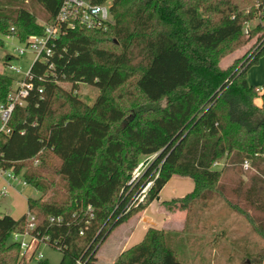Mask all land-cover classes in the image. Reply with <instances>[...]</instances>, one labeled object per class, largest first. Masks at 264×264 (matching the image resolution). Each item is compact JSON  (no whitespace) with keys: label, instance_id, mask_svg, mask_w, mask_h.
I'll use <instances>...</instances> for the list:
<instances>
[{"label":"trees","instance_id":"16d2710c","mask_svg":"<svg viewBox=\"0 0 264 264\" xmlns=\"http://www.w3.org/2000/svg\"><path fill=\"white\" fill-rule=\"evenodd\" d=\"M61 1L0 0L1 35L21 42L42 35L36 10L53 23ZM86 1H109L111 21L61 25L49 60L31 66L26 104L14 108L9 132L0 133V168L40 192L26 199L27 209L35 230L61 252L58 264H98L113 229L159 199L175 175L190 178L193 188L163 201L168 210L188 213L196 202L224 198L232 183L228 192L244 205H231L264 238V180L252 171L234 185L229 178L245 159L264 172V84L258 92L246 76L264 54V0ZM251 39L244 60L220 66ZM12 83L0 73V102ZM81 85L97 89L92 103L78 94ZM25 225L26 213L0 215V264H20L10 236ZM181 234L150 227L111 264H184ZM263 255L264 248L260 261Z\"/></svg>","mask_w":264,"mask_h":264},{"label":"rangeland","instance_id":"374dc122","mask_svg":"<svg viewBox=\"0 0 264 264\" xmlns=\"http://www.w3.org/2000/svg\"><path fill=\"white\" fill-rule=\"evenodd\" d=\"M36 14L38 23H45L43 12L40 9L36 10ZM256 22L257 19H252L249 22V26H254ZM1 39L0 71L4 70L2 62L6 54L16 57L12 59V64L20 67L22 71L27 70L33 60V54L27 51L24 55L19 56L17 48L23 47L24 44L15 36H1ZM251 42L252 39L247 44L240 46L237 50L225 56L220 61V66H227L235 58L244 60ZM4 72L10 75L13 80L19 79L22 74L10 72L7 69ZM246 76L249 83L257 87L263 85L264 54L249 68ZM64 86L66 85L64 84ZM78 94L86 102L92 103L97 94V89L91 85H81ZM153 157L152 155L145 158L141 169H144L147 161L152 160ZM222 163L223 161L221 160L214 167L219 168L222 166ZM261 165L264 168V162ZM251 171L256 172L264 180V172L254 170L252 167L244 168L242 164L238 165L234 172L229 174V178H231L234 185L238 178L247 180V176ZM1 176L0 173V186L4 183ZM17 179H23L22 175H17ZM173 180L168 187L169 190L175 188L174 184L177 181L176 179ZM8 182L10 187L8 188L7 195L0 200V215L8 211L20 217L28 211L26 199L28 197L36 198L40 195V192L33 186L29 184L21 185L14 179L9 178ZM229 184H226L224 198L215 196L204 203L196 202L188 213L185 210L188 219L186 215L184 229L177 231V229L173 228L172 232L176 231L186 236L182 238V243L178 245V256L184 264H264V255L261 261V257H259L260 252L264 248V238L255 230L249 219L232 206L233 204L244 205V203L228 192V186L232 183ZM246 209L249 215L253 217L257 216L248 208ZM117 236L116 233H113L107 244L102 247L100 258L102 263L107 264L111 257ZM38 251L42 254L41 259H47L51 264H58L61 258V252L47 243L41 244ZM37 260L38 256L35 253L34 257L27 264H35Z\"/></svg>","mask_w":264,"mask_h":264},{"label":"built area","instance_id":"2783aa9c","mask_svg":"<svg viewBox=\"0 0 264 264\" xmlns=\"http://www.w3.org/2000/svg\"><path fill=\"white\" fill-rule=\"evenodd\" d=\"M110 2H104L101 4H92L86 0H62L59 6L58 12L53 23H43L44 33L42 35H29L22 43L23 47L17 48L19 56L24 55L29 51L33 54V60L28 66L27 70L22 71L20 67L11 63L12 59L16 58L14 55L6 54L3 58L4 70L0 73L6 74L4 71L7 69L10 72L21 74L19 79L13 80L11 89L7 93L5 100L0 102V133L9 132L7 128V122L10 116L17 106H24L27 102L30 89L32 87L28 78L30 77L31 66L36 60L47 62L52 54L53 40L62 32L61 25L67 24L72 26L75 22L85 26L93 27L98 26L103 22L111 21ZM0 33V37H1ZM52 64H50L51 66ZM7 75V74H6ZM10 76V75H9ZM41 91V90H40ZM256 91H261V86L256 88ZM219 164L215 162L214 166ZM244 168L251 167L249 159H245L242 163ZM143 163H139L132 172L131 181L136 179L142 172L141 167ZM1 175L6 178L14 179L21 185H27L24 179H17V175L13 173L12 169H3L0 171ZM151 182H148L143 189H141L137 198L139 201L143 200L147 188ZM8 185L5 184L0 187V199L7 195ZM90 208V207H88ZM49 222H59L60 217L49 216ZM36 229V217L34 213L28 211L26 213V225L23 231L13 232L10 236V240L17 243L20 248V264L27 263L31 260L35 253H37L38 259L42 258V254L38 251L41 244L48 243L47 235H40ZM79 264H82L78 261Z\"/></svg>","mask_w":264,"mask_h":264},{"label":"crops","instance_id":"0c3cea01","mask_svg":"<svg viewBox=\"0 0 264 264\" xmlns=\"http://www.w3.org/2000/svg\"><path fill=\"white\" fill-rule=\"evenodd\" d=\"M248 71L249 69L247 70V72ZM1 177L4 182L1 184V186H3V184L4 185L7 184L9 188L10 187V184L8 182L9 178L4 177L3 175ZM173 179H176L177 181L174 184L175 188L169 190L168 187L174 181ZM192 188H193V182L190 178L181 177L177 175L172 176L161 189L159 193V199L153 200L143 210L131 216L126 221L119 224L115 229H113V231L100 245L96 253L97 263L104 264L100 260L102 247H104V245L107 244L109 239L112 237L113 233H116V235L118 236L115 242V246L113 247V253L109 258L107 264H111L115 259V257L121 251L141 241L146 230L150 227L161 228L167 231H173V228H175L177 229V231H182L185 227L184 225L187 215L185 210L170 211L165 207V205L162 204V202L165 200H169L171 198L182 197L186 193L191 191ZM7 214H10L14 218H18V216H15L14 214L9 213L8 211Z\"/></svg>","mask_w":264,"mask_h":264}]
</instances>
